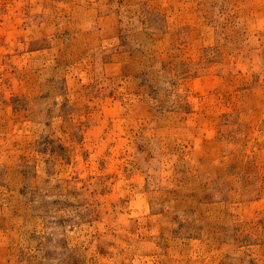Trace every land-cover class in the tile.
Listing matches in <instances>:
<instances>
[{
	"label": "rangeland",
	"instance_id": "rangeland-1",
	"mask_svg": "<svg viewBox=\"0 0 264 264\" xmlns=\"http://www.w3.org/2000/svg\"><path fill=\"white\" fill-rule=\"evenodd\" d=\"M0 264H264V0H0Z\"/></svg>",
	"mask_w": 264,
	"mask_h": 264
}]
</instances>
